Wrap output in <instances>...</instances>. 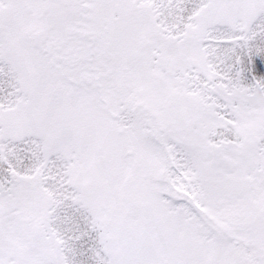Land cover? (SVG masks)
I'll return each mask as SVG.
<instances>
[{
    "label": "snow or ice",
    "instance_id": "snow-or-ice-1",
    "mask_svg": "<svg viewBox=\"0 0 264 264\" xmlns=\"http://www.w3.org/2000/svg\"><path fill=\"white\" fill-rule=\"evenodd\" d=\"M0 264H264V0H0Z\"/></svg>",
    "mask_w": 264,
    "mask_h": 264
}]
</instances>
